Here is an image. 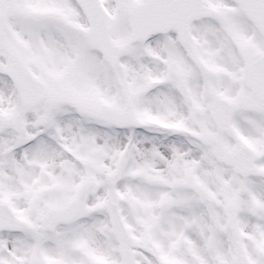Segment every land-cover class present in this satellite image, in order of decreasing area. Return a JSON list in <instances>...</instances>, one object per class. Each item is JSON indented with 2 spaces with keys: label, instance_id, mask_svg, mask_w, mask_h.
<instances>
[{
  "label": "snow or ice",
  "instance_id": "obj_1",
  "mask_svg": "<svg viewBox=\"0 0 264 264\" xmlns=\"http://www.w3.org/2000/svg\"><path fill=\"white\" fill-rule=\"evenodd\" d=\"M0 264H264V0H0Z\"/></svg>",
  "mask_w": 264,
  "mask_h": 264
}]
</instances>
